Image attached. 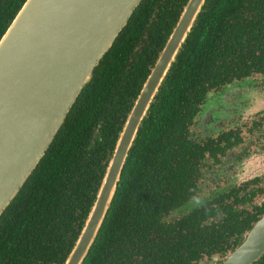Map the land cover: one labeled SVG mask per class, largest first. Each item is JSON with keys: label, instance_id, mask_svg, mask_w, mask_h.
Listing matches in <instances>:
<instances>
[{"label": "trees", "instance_id": "16d2710c", "mask_svg": "<svg viewBox=\"0 0 264 264\" xmlns=\"http://www.w3.org/2000/svg\"><path fill=\"white\" fill-rule=\"evenodd\" d=\"M25 1H3L0 39ZM187 1L142 0L135 9L0 216V264L64 263L132 104ZM263 53L264 0L206 1L140 126L82 264H196L204 254L226 255L244 240L259 220L240 211L245 197L213 192L203 205L208 209L193 207L172 220L170 214L195 193L205 150L191 139L190 124L208 90L230 80L234 66H249ZM253 264H264V254Z\"/></svg>", "mask_w": 264, "mask_h": 264}, {"label": "water", "instance_id": "95a60500", "mask_svg": "<svg viewBox=\"0 0 264 264\" xmlns=\"http://www.w3.org/2000/svg\"><path fill=\"white\" fill-rule=\"evenodd\" d=\"M4 0H0V7ZM142 0H26L0 39V216L45 156L94 70ZM207 0H188L139 91L96 198L63 264H82L112 205L129 152ZM264 254V216L217 264Z\"/></svg>", "mask_w": 264, "mask_h": 264}, {"label": "flooded vegetation", "instance_id": "af4514ba", "mask_svg": "<svg viewBox=\"0 0 264 264\" xmlns=\"http://www.w3.org/2000/svg\"><path fill=\"white\" fill-rule=\"evenodd\" d=\"M261 48L263 47H258V50ZM254 54L256 56L258 53ZM263 57L264 53L255 60H249L247 62L249 66H234L235 71L229 75L230 80H220V86L208 90L204 101L200 104L190 124L191 139L205 150L204 157L196 170L195 193L185 206L170 214V220L180 218L193 207L208 209L209 207L206 208L203 205L209 201L213 192H220L224 199H227L228 195H231L232 200L237 196L240 199L245 197L246 201L238 202L240 211L244 214L251 212L253 215H259V219L264 216V110L247 119H243L244 115H238L236 119L226 122L217 133L196 135L195 130L198 115L202 111L209 92H219L228 84L249 78L262 79L264 77ZM240 59L243 60L244 57L240 56ZM204 189L207 192L203 196ZM191 202L195 205L187 207ZM222 212L225 213L226 210ZM176 214H180L179 217L173 218ZM231 239L234 240V238ZM225 253L204 254L201 261L196 264L219 262L224 258Z\"/></svg>", "mask_w": 264, "mask_h": 264}, {"label": "rangeland", "instance_id": "374dc122", "mask_svg": "<svg viewBox=\"0 0 264 264\" xmlns=\"http://www.w3.org/2000/svg\"><path fill=\"white\" fill-rule=\"evenodd\" d=\"M264 110V77L249 78L226 85L221 91H211L198 115L196 135L219 132L224 124L238 115L243 119ZM204 189L202 194H206ZM192 202L187 207H193ZM176 214L173 218L179 217ZM218 259V258H217ZM208 262L205 264H217Z\"/></svg>", "mask_w": 264, "mask_h": 264}]
</instances>
